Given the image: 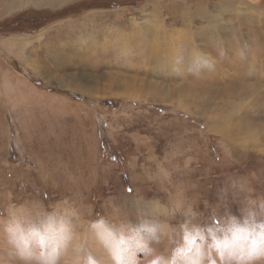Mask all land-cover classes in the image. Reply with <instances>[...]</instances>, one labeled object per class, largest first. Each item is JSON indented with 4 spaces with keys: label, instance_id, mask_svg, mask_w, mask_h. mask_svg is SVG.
Instances as JSON below:
<instances>
[{
    "label": "rangeland",
    "instance_id": "rangeland-1",
    "mask_svg": "<svg viewBox=\"0 0 264 264\" xmlns=\"http://www.w3.org/2000/svg\"><path fill=\"white\" fill-rule=\"evenodd\" d=\"M25 3L0 13V264H264V0Z\"/></svg>",
    "mask_w": 264,
    "mask_h": 264
},
{
    "label": "bare ground",
    "instance_id": "bare-ground-1",
    "mask_svg": "<svg viewBox=\"0 0 264 264\" xmlns=\"http://www.w3.org/2000/svg\"><path fill=\"white\" fill-rule=\"evenodd\" d=\"M27 0H0V13L2 11H6L8 10V12L14 10L16 7H21L20 4H27L25 3ZM40 1H43L44 0H40ZM59 0H52V3H57ZM64 1V0H62ZM3 3L4 6H3ZM6 7V8H5ZM61 28H64V27H61ZM71 31V30H70ZM60 32V30L58 31ZM56 34V33H55ZM53 35V34H52ZM261 39V38H260ZM23 40V38H22ZM26 41V40H25ZM4 46L7 47V49L11 52V53H17L18 55L20 54H23L24 52V47L25 45H23V42L20 41L18 38H15V37H10L8 39H4ZM3 45V44H2ZM92 45V44H91ZM67 47V46H65ZM56 49V48H55ZM60 50V49H59ZM56 51V50H55ZM64 52V51H63ZM7 81V80H5ZM8 83V82H6ZM4 84V83H3ZM230 86H232V90H233V95H241L245 92H247V88L249 86V84H229ZM4 89H5V92L7 95L10 94V91L12 90V86H10V84H5V86L3 85ZM6 96V95H5ZM206 103V102H205ZM221 126L218 127V129H220ZM247 132L249 133H253L254 131L251 130H247ZM110 256V255H109ZM113 257V256H112ZM185 260V259H184ZM75 264V263H74Z\"/></svg>",
    "mask_w": 264,
    "mask_h": 264
},
{
    "label": "clouds",
    "instance_id": "clouds-1",
    "mask_svg": "<svg viewBox=\"0 0 264 264\" xmlns=\"http://www.w3.org/2000/svg\"><path fill=\"white\" fill-rule=\"evenodd\" d=\"M193 64L192 67H207L210 68L212 67V63L211 60L203 54L200 53H196L193 55ZM177 72L181 71L180 68H176L175 69ZM10 232V238H11V230H9ZM131 239L136 240V239H140V236L137 234H134ZM11 242L15 243L14 240H12ZM149 249L147 248V246L145 247V251H148ZM21 256L23 258H25L26 260L29 257V253L27 251H21ZM51 256H55V253L53 252L51 254ZM51 256H41L39 257V259L41 260V264H50V260L49 257ZM254 261H264V250H257L254 257H253ZM114 264H120V259L118 257L114 258Z\"/></svg>",
    "mask_w": 264,
    "mask_h": 264
}]
</instances>
